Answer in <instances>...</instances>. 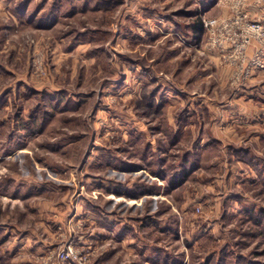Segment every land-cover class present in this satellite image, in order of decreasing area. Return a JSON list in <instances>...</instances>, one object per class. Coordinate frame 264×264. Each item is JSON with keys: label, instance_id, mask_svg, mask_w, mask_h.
<instances>
[{"label": "rangeland", "instance_id": "374dc122", "mask_svg": "<svg viewBox=\"0 0 264 264\" xmlns=\"http://www.w3.org/2000/svg\"><path fill=\"white\" fill-rule=\"evenodd\" d=\"M3 1L0 264H264V65L203 24L250 1Z\"/></svg>", "mask_w": 264, "mask_h": 264}, {"label": "built area", "instance_id": "2783aa9c", "mask_svg": "<svg viewBox=\"0 0 264 264\" xmlns=\"http://www.w3.org/2000/svg\"><path fill=\"white\" fill-rule=\"evenodd\" d=\"M203 24L209 36L208 45L223 50L228 47L231 50V54L228 56L230 60L242 63L246 58L245 51L253 44L257 50L250 60L251 66L262 67L264 65V22L259 19L247 20L242 11L239 10L235 11L231 17L211 18L204 20ZM61 256L62 260L71 258L68 253ZM80 264L82 263L80 262Z\"/></svg>", "mask_w": 264, "mask_h": 264}, {"label": "crops", "instance_id": "0c3cea01", "mask_svg": "<svg viewBox=\"0 0 264 264\" xmlns=\"http://www.w3.org/2000/svg\"><path fill=\"white\" fill-rule=\"evenodd\" d=\"M249 1H250V4L247 6L248 7L247 8L248 15L251 18H254V19L255 18L264 19V7H262V6H260V4L256 3L259 0H249ZM1 2H3V3H1ZM1 5H3V6L1 7ZM4 5H5L4 1L3 0H0V17H4V15H5L4 14V11L6 9H5ZM13 22L15 23V21H13ZM9 27H10V24H8L7 27L4 26L2 29L3 30H6ZM0 34H3L2 33V30H0ZM191 116H192V118H193V116L195 118H197L193 114H191ZM225 127H226V130H223L222 132H218V130L216 131V128H214L211 132L214 135L217 134V137H219L222 140L227 139V141H233L235 143H237V142H239L241 140L240 138H242V136L240 137V135L238 134L237 130H235L234 128H232L233 127V124L232 123H228ZM203 131H204V129H203ZM193 145H194L193 146V150H194L193 153H194V155L200 154V156H199V157H201L200 163L201 164L205 163V161L204 162L202 161V159H203L202 157H204L207 154V151H208V149L210 147L209 146L210 144L207 141L205 142V136H202V135L199 134V137L197 138V141ZM208 162L210 164H212V165H214V164L216 165L215 159L214 160H210Z\"/></svg>", "mask_w": 264, "mask_h": 264}, {"label": "trees", "instance_id": "16d2710c", "mask_svg": "<svg viewBox=\"0 0 264 264\" xmlns=\"http://www.w3.org/2000/svg\"><path fill=\"white\" fill-rule=\"evenodd\" d=\"M197 27L202 31V29H203V24H202V21L201 20H199V22H197ZM180 183V182H179Z\"/></svg>", "mask_w": 264, "mask_h": 264}]
</instances>
